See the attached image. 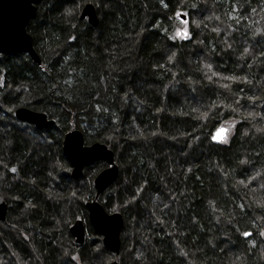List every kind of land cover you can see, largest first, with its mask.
I'll list each match as a JSON object with an SVG mask.
<instances>
[{"label": "trees", "instance_id": "1", "mask_svg": "<svg viewBox=\"0 0 264 264\" xmlns=\"http://www.w3.org/2000/svg\"><path fill=\"white\" fill-rule=\"evenodd\" d=\"M263 1L39 4L28 32L42 64L0 55V264H264ZM88 3L96 28L80 19ZM19 107L55 124L37 131ZM73 130L116 153L118 181L99 201L124 216L118 255L70 234L107 166L71 177Z\"/></svg>", "mask_w": 264, "mask_h": 264}, {"label": "water", "instance_id": "2", "mask_svg": "<svg viewBox=\"0 0 264 264\" xmlns=\"http://www.w3.org/2000/svg\"><path fill=\"white\" fill-rule=\"evenodd\" d=\"M44 0H0V55H15L26 53L38 65L42 64L39 54L33 46L32 35L28 27L36 15L37 6ZM183 20L187 19L181 14ZM81 20L96 28L99 25V13L96 6L88 3L83 6L80 13ZM15 118L21 122L32 125L37 131H42L55 124L47 114L32 110L28 107H19L15 110ZM223 129L226 139L229 128L218 127L212 134ZM63 155L71 167V176L75 180L84 176L85 169L97 162L107 164L94 179L96 197L88 201L85 207L88 212L87 221L76 219L70 226V234L74 239L75 246L82 248L88 240L89 225L96 233L102 236L103 246L108 251L119 254L121 250V232L125 224L124 216L120 213H110L99 201V197L108 188L112 187L119 178L120 168L116 162V153L107 143L96 142L87 144L83 133L80 130H73L66 133L63 145ZM9 204L6 199L0 196V222L6 223L8 218ZM264 238V235H263ZM111 264H118L117 261Z\"/></svg>", "mask_w": 264, "mask_h": 264}, {"label": "rangeland", "instance_id": "3", "mask_svg": "<svg viewBox=\"0 0 264 264\" xmlns=\"http://www.w3.org/2000/svg\"><path fill=\"white\" fill-rule=\"evenodd\" d=\"M262 10H263V12H264V1L262 2ZM238 17H240V15H237V16H235V18H238ZM242 17V16H241ZM242 19H243V17H242ZM183 23H184V28L182 29V31L183 32H185V33H187L188 32V24H189V22L188 21H183ZM112 204H111V203ZM110 202H108V204L106 205L105 204V207H106V209L108 210V212H110V213H113L112 212V206L114 207L115 205H118V203H114L113 201H110ZM114 204V205H113ZM88 227V226H87ZM91 232L89 231V235L91 236V237H93L94 239L95 238H98V237H100L101 235H99L98 233H96L92 228H91ZM123 236V235H122ZM124 241V240H123ZM94 243V242H93ZM77 260V264H83V261H82V259H80V258H77L76 259ZM112 260V259H111ZM113 261V260H112ZM118 262V264H123V263H121V261H117ZM110 263H111V261H110ZM109 263V264H110ZM64 264H65V262H64Z\"/></svg>", "mask_w": 264, "mask_h": 264}, {"label": "snow or ice", "instance_id": "4", "mask_svg": "<svg viewBox=\"0 0 264 264\" xmlns=\"http://www.w3.org/2000/svg\"><path fill=\"white\" fill-rule=\"evenodd\" d=\"M213 141L214 142H226V133L223 129L218 130V132L213 136ZM245 237L247 238L249 235H251L250 233H244ZM261 235H264V233H262Z\"/></svg>", "mask_w": 264, "mask_h": 264}, {"label": "flooded vegetation", "instance_id": "5", "mask_svg": "<svg viewBox=\"0 0 264 264\" xmlns=\"http://www.w3.org/2000/svg\"><path fill=\"white\" fill-rule=\"evenodd\" d=\"M86 21H87V20H86ZM87 22H88V21H87ZM188 27H189V24H188ZM188 29H189V28H188ZM105 164H106V163H105ZM106 165H107V164H106ZM106 167H107V166H106ZM106 167H105V168H106ZM85 175H86V174H85V172H84V176H83L82 178H84ZM71 177H72V176H71ZM82 178H81V179H82ZM73 179H74V178H73ZM81 179H78V180H81ZM74 180H75V179H74ZM2 197H3V196H2ZM87 229H88V227H87ZM88 235H89V230H88ZM116 255H118V254H116ZM112 262H114V261H112Z\"/></svg>", "mask_w": 264, "mask_h": 264}]
</instances>
